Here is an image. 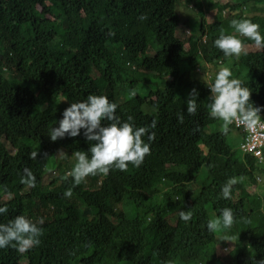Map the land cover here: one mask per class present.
Returning <instances> with one entry per match:
<instances>
[{"label": "trees", "instance_id": "trees-1", "mask_svg": "<svg viewBox=\"0 0 264 264\" xmlns=\"http://www.w3.org/2000/svg\"><path fill=\"white\" fill-rule=\"evenodd\" d=\"M257 1L264 2L0 0V204L43 220L40 243L23 254L0 248V264H255L264 258V190L248 189L264 180V158L229 141L238 128L230 125L225 134L221 121L208 116L207 83L220 68L206 77V62L231 63L213 45L222 32L239 36L231 20L264 25ZM204 33L208 43L201 42ZM255 53L239 66L252 77L235 78L249 89L260 119L264 54ZM193 89L197 111L188 114L184 94ZM88 94L106 95L122 120L131 115L153 139L143 137L150 151L139 167L110 168L73 185L66 171L91 142L83 130L55 141L47 130ZM25 141L47 151L39 155L52 169L66 163L60 182L21 183L24 168L36 171L25 165L27 152L10 154L8 146ZM230 178L236 180L231 198L222 199L220 187ZM26 194L38 199L35 205ZM224 207L233 211L232 226L208 231L206 222ZM179 210L191 211V219L180 220Z\"/></svg>", "mask_w": 264, "mask_h": 264}, {"label": "clouds", "instance_id": "clouds-1", "mask_svg": "<svg viewBox=\"0 0 264 264\" xmlns=\"http://www.w3.org/2000/svg\"><path fill=\"white\" fill-rule=\"evenodd\" d=\"M230 0H224L229 2ZM256 15H264V2H255ZM227 10H224V13ZM260 22L249 19H233L230 24L239 36L244 37V42L237 35L224 34L223 32L213 40V45L222 50L225 56H228L230 65L222 59L214 61L215 64L208 62L206 77L210 72L219 69L215 78L207 83L210 95L207 97L208 116L221 122V131L225 134L229 132V126L233 125L238 128L240 135L236 136L233 142L245 153H251L260 159L264 158V139L257 140L255 149L248 147V131L245 128H254L259 122H264V116L259 119L260 108L254 106L250 101V91L242 85V81L235 78L249 79L252 73L244 67H239L242 58L246 53L264 54V25ZM191 29L187 30L190 33ZM191 34V33H190ZM209 37L204 33L201 38L202 43H208ZM207 61V60H206ZM205 61H203L204 63ZM243 70V71H242ZM208 79V77H207ZM198 93L193 89L186 98V112L194 114L197 111L195 97ZM117 104L111 101L106 95L88 94L85 99L71 102L66 107L57 122V126H52L47 130L50 140L55 141L57 138L76 137L81 134L89 143L87 151L75 152V164L67 174L72 177L73 185L80 184L90 175L103 174L107 175L110 168L125 171L128 164L139 167L146 154L149 153V143L143 137L147 134V140L153 139V134L148 131L146 126L137 127L132 123L133 117L129 115L126 119H121L116 112ZM178 121H183V115L177 116ZM238 125V126H237ZM242 125V126H240ZM151 127H155V121H152ZM245 127V128H244ZM37 141V139H36ZM17 146H8L11 153L17 151L27 152L28 162L25 164L29 168L35 169V173L28 168L23 169L21 183L28 186L35 185V177L40 186L51 187L52 183L56 184L61 181L60 170L66 165L61 160L57 168H51L40 157L39 153L48 155L45 149H36V142L28 145L25 141L18 148ZM205 150V149H204ZM206 152V150H205ZM13 170V165L9 167ZM263 180L254 182L256 190L262 192L264 186H261ZM236 183L234 178L228 179L221 185L218 195L222 199H230L231 186ZM47 189V188H46ZM251 191V190H250ZM252 192V191H251ZM65 196L71 195V190H66ZM262 196V195H261ZM31 204H36L35 197L24 196ZM263 200H264V196ZM98 210L101 208L98 207ZM264 210V206H263ZM0 248L14 247L16 251L24 253L31 247L40 243L41 228L38 223L42 224L41 219L33 222L25 215H16L10 210V205L0 204ZM7 215L9 217L6 219ZM191 211H178V217L185 222L191 219ZM100 218V217H98ZM5 220L6 223H2ZM233 224V211L231 208L224 207L219 210V215L209 219L206 222L208 231H214L220 227L229 229ZM255 264H264V258L255 261Z\"/></svg>", "mask_w": 264, "mask_h": 264}, {"label": "built area", "instance_id": "built-area-1", "mask_svg": "<svg viewBox=\"0 0 264 264\" xmlns=\"http://www.w3.org/2000/svg\"><path fill=\"white\" fill-rule=\"evenodd\" d=\"M245 129L248 131V137H247L249 141L248 147L251 149H255L256 145L253 142L257 140H261L262 138L264 139V122H259L254 128H251V129L245 128Z\"/></svg>", "mask_w": 264, "mask_h": 264}, {"label": "rangeland", "instance_id": "rangeland-1", "mask_svg": "<svg viewBox=\"0 0 264 264\" xmlns=\"http://www.w3.org/2000/svg\"><path fill=\"white\" fill-rule=\"evenodd\" d=\"M242 71H243V70H242ZM235 138H236V135H235V134H234V135H231V138H230L229 141L232 143L233 140H234ZM206 173H207L206 167L203 166L202 169H201V171H200V174H199V179H200V180L203 179V178L206 176ZM261 186H264V180H263V182L261 183ZM248 189L251 190L252 192H254V191L256 190V185H255V183H251V184L249 185Z\"/></svg>", "mask_w": 264, "mask_h": 264}]
</instances>
